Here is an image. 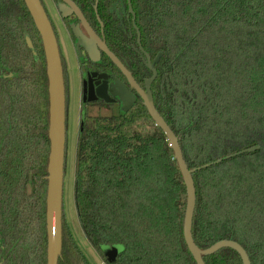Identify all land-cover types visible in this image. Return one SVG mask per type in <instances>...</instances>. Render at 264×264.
I'll return each instance as SVG.
<instances>
[{
  "label": "trees",
  "instance_id": "1",
  "mask_svg": "<svg viewBox=\"0 0 264 264\" xmlns=\"http://www.w3.org/2000/svg\"><path fill=\"white\" fill-rule=\"evenodd\" d=\"M74 1L127 59L136 39L127 0ZM130 2L142 47L162 54L154 106L195 170V245L234 241L264 264V0ZM48 121L41 38L23 0H0V264H46ZM72 188L80 230L104 264H196L180 171L142 104L82 119ZM66 226L62 211L57 264H89ZM202 259L242 264L231 249Z\"/></svg>",
  "mask_w": 264,
  "mask_h": 264
},
{
  "label": "water",
  "instance_id": "2",
  "mask_svg": "<svg viewBox=\"0 0 264 264\" xmlns=\"http://www.w3.org/2000/svg\"><path fill=\"white\" fill-rule=\"evenodd\" d=\"M25 6L32 18L34 26L41 38L45 62L46 75L48 80V97H49V121H48V139H49V157L47 166V192H46V264H57L58 258L61 254V229H62V211H63V181H64V163H65V146H66V106H65V90L63 82V70L59 55V49L56 42L54 32L48 20L47 14L40 2V0H23ZM128 13L132 17L133 27L137 33V43L140 46V34L135 26V14L132 11L131 2L127 0ZM58 10L65 18L68 15L74 14L82 23L84 28L90 33L93 39L92 32L88 28L82 14L78 8L70 0H60ZM95 13H97V1L94 6ZM73 33L78 40V44L86 48L90 58L96 60L98 52L95 49V43L99 45L104 54L109 60L121 71L127 79L130 88L139 95L143 106L147 110L148 115L165 135L169 147L172 149L174 160L177 163L180 171L183 185L186 193V206L183 220V239L186 247L193 257L196 264H204L202 257L215 254L221 249H231L238 254L242 264H251L245 250L234 241H219L211 245L209 248L200 250L194 243L191 227L193 213L195 209V188L192 179V174L195 170H189L183 159L182 151L178 144V139L157 112L153 97L150 91L151 84L155 81L157 72L154 69L162 56L158 53L156 58L150 62V58L145 54L148 63L146 67L151 71L152 75L149 79L144 81V90H142L132 79L131 75L119 62V60L106 48V46L98 39L94 41L85 40L79 33L76 27H72ZM30 46L29 41L27 40ZM142 50V49H141ZM119 90L114 93L122 102V110L126 112L131 102L134 101L130 92L122 85H118ZM101 98L107 101L106 96L101 95ZM255 148L247 150V152L254 151ZM217 162H220L217 161ZM209 165H204L201 168H206ZM105 255L111 259L114 258L119 251L118 247L104 250Z\"/></svg>",
  "mask_w": 264,
  "mask_h": 264
},
{
  "label": "flooded vegetation",
  "instance_id": "3",
  "mask_svg": "<svg viewBox=\"0 0 264 264\" xmlns=\"http://www.w3.org/2000/svg\"><path fill=\"white\" fill-rule=\"evenodd\" d=\"M70 1L74 3V5L78 8L80 13L82 14L83 19L85 20L88 28L92 32L91 34L93 36V39L90 36V33H88V31L84 28L82 23L78 20V18L74 14L68 15L65 18L62 17V14L58 10V4L60 3V0H49L51 6L55 9V11L57 12V16L59 18V23L57 26H55V24L53 23L52 19L49 16L48 10L44 5L43 0H40L47 14L48 20L51 24L59 49V55L63 70L64 90H65L66 131H67V125L69 119L68 109L70 105L71 86L73 85L78 100V110H77V115H78L77 135H78L80 131L82 119L85 116L95 114L96 112H100L102 110L107 111L108 109L119 111L120 113H128L135 105H137L138 103L143 105V103L139 95L136 93V91L130 88V85L127 79L125 78V76L109 60V58L104 54V52L101 50V48L97 43H95V49L98 52V57L96 58V60H92L90 58L86 48L78 44V40L76 39L73 33L72 27H76L80 35L85 40L94 41V38H96L100 42H102L106 46V48L119 60V62L131 75L134 82L142 90H144V81L149 79L152 75L151 71L146 67V63H148V61L145 54L150 58V62H152L158 54L152 58L149 55V53L146 50H144V48L142 47L141 37H140V46L138 45L136 31H135L136 34L135 44H133L132 36L131 35L129 36L130 50L128 52L127 59L122 57V53H119L118 51L117 54H115L107 45V38L106 35L104 34V27L101 24L99 18L96 17V21L99 24V26H97V24L88 15V13L85 10H83L82 5L77 4L74 0H70ZM95 16H97L96 13ZM132 27H133V23H132ZM64 38L68 43L69 49L74 59V64L76 68L75 76L73 75L70 76L69 73L68 61L63 51L64 48L62 44L63 41L62 39ZM27 40L28 38L25 39L26 44L30 48V46L27 43ZM134 67H137V69H140L142 71L144 75L142 79H140V77L138 76V71ZM118 85L124 86L130 92L131 96L134 99V101L131 102L132 104L130 108L126 112L122 110L123 105L119 97L114 95V93L119 90ZM150 91H151V86H150ZM101 95L106 96L108 100L105 101L104 99H102Z\"/></svg>",
  "mask_w": 264,
  "mask_h": 264
},
{
  "label": "rangeland",
  "instance_id": "4",
  "mask_svg": "<svg viewBox=\"0 0 264 264\" xmlns=\"http://www.w3.org/2000/svg\"><path fill=\"white\" fill-rule=\"evenodd\" d=\"M44 5L46 6L49 16L52 19L55 26L59 23V18L57 12L51 6L49 0H43ZM63 51L68 61V68L70 76L76 75V68L74 64V59L72 53L69 49L66 39H62ZM72 84V82H71ZM74 86H71V95H70V105L68 109V125L66 131V156H65V172H64V181H63V217L65 219L66 227L69 229L70 234L78 246L79 250L83 253L89 264H104L98 254L91 248V246L85 240L77 218L73 205L72 197V187H73V173H74V163H75V148L77 140V121H78V100L76 96V91ZM104 114V110L100 111ZM99 113V112H96ZM95 113V114H96Z\"/></svg>",
  "mask_w": 264,
  "mask_h": 264
}]
</instances>
